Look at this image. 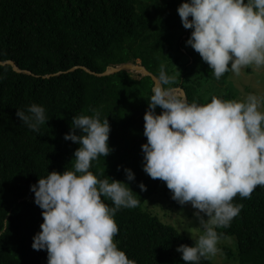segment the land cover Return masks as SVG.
<instances>
[{
  "label": "trees",
  "instance_id": "1",
  "mask_svg": "<svg viewBox=\"0 0 264 264\" xmlns=\"http://www.w3.org/2000/svg\"><path fill=\"white\" fill-rule=\"evenodd\" d=\"M181 2L0 0V61L11 60L29 72L0 64V264H46V250L31 248L43 221L30 185L47 172L72 170L79 145L63 136L73 116L92 115V109L107 118L113 150L93 160L89 171L127 183L140 199L138 206L115 213L114 242L136 264H184L175 249L195 240L143 206L153 193L168 191L142 170L143 114L154 82L135 71L98 75L109 66L140 64L157 76L163 64L173 77L165 87L183 89L190 103L210 102L205 85L227 81L230 72L216 79L186 46L191 29L183 28L176 12ZM32 103L42 105L48 119L38 132L15 115ZM124 168L132 170L133 181L125 179ZM232 202L242 205L239 214L216 231L220 238H236L238 264H264V186H256L250 198L237 194ZM223 251L232 257L230 249ZM199 264L214 263L202 258Z\"/></svg>",
  "mask_w": 264,
  "mask_h": 264
},
{
  "label": "clouds",
  "instance_id": "2",
  "mask_svg": "<svg viewBox=\"0 0 264 264\" xmlns=\"http://www.w3.org/2000/svg\"><path fill=\"white\" fill-rule=\"evenodd\" d=\"M176 12L183 28L191 29L186 46L216 79L226 72L239 76L247 66L264 67V0H182ZM172 82L161 64L143 114L142 170L163 181L177 204L195 209L202 234L175 251L184 264H199L221 251L222 233L216 229L229 226L242 208L233 198H250L256 186H264V111L259 110L264 95L249 93L242 100L212 96L205 104L190 103L179 89L165 87ZM91 111L73 116L63 136L79 145L72 170L47 172L30 185L43 221L31 248L46 250V264H136L113 240L118 232L114 215L122 207L138 206L140 199L127 183L89 171L93 160L113 150L107 118ZM15 115L36 132L48 121L44 107L35 103L26 111L16 109ZM124 174L134 180L131 169L124 168ZM138 187L146 190L143 183Z\"/></svg>",
  "mask_w": 264,
  "mask_h": 264
},
{
  "label": "rangeland",
  "instance_id": "3",
  "mask_svg": "<svg viewBox=\"0 0 264 264\" xmlns=\"http://www.w3.org/2000/svg\"><path fill=\"white\" fill-rule=\"evenodd\" d=\"M205 96L210 101L212 96L222 100H242L247 94L255 93L264 95V67L257 69L254 66H247L242 69L239 76L230 72L229 78L224 82H213L205 85ZM204 89V91H205ZM227 96L228 99L224 98ZM264 111V104L260 109ZM164 186L165 183H162ZM153 193L144 203V208L158 216L163 222L172 224L181 233H185L194 240L202 234L196 218L193 216L195 209L190 204L177 206L176 201L171 199L170 190ZM165 194V195H163ZM217 247L221 250L215 256L209 257L214 264H238L237 241L231 236L220 238ZM228 248L233 253L232 257L224 254L223 249Z\"/></svg>",
  "mask_w": 264,
  "mask_h": 264
},
{
  "label": "water",
  "instance_id": "4",
  "mask_svg": "<svg viewBox=\"0 0 264 264\" xmlns=\"http://www.w3.org/2000/svg\"><path fill=\"white\" fill-rule=\"evenodd\" d=\"M0 64L1 65H5V64L11 65L12 69L14 71H16V72L29 73L28 71H22V70H20L17 67V65L13 61H11V60L4 61V62L0 61ZM76 68H78V67H74L73 69H76ZM119 71H135V72L140 73L143 76H150L151 79L153 80V82L155 83V77L156 76H154L152 73H150L148 70H146L145 67H143L140 64H123V65H120V66H117V67L109 66V67L106 68V70L103 73H100L98 75L104 76V75L116 73V72H119ZM93 74H95V73H93ZM177 89H179L180 91H182L185 94V92H184L183 89H181V88H177Z\"/></svg>",
  "mask_w": 264,
  "mask_h": 264
}]
</instances>
